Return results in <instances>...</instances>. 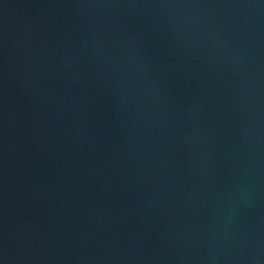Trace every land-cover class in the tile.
I'll list each match as a JSON object with an SVG mask.
<instances>
[{
  "label": "water",
  "instance_id": "obj_1",
  "mask_svg": "<svg viewBox=\"0 0 264 264\" xmlns=\"http://www.w3.org/2000/svg\"><path fill=\"white\" fill-rule=\"evenodd\" d=\"M0 264H264V0H0Z\"/></svg>",
  "mask_w": 264,
  "mask_h": 264
}]
</instances>
